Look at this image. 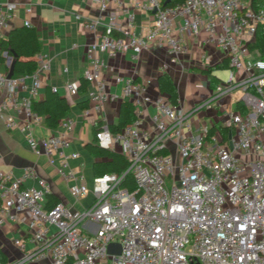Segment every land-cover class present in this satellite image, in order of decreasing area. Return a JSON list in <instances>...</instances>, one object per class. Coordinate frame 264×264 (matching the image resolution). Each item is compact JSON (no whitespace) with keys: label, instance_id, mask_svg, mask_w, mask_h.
Here are the masks:
<instances>
[{"label":"built area","instance_id":"obj_1","mask_svg":"<svg viewBox=\"0 0 264 264\" xmlns=\"http://www.w3.org/2000/svg\"><path fill=\"white\" fill-rule=\"evenodd\" d=\"M128 1L130 7L123 0H94L98 16L86 19L84 27L103 25L104 31L87 45L82 73L93 111L118 97L133 105L134 119L119 131L106 122L95 131L100 147L117 149L127 159L122 172L104 173L87 185L69 167L79 154L70 151L68 139L34 137L32 126L42 117L32 103L41 74L50 70L49 59L37 57L29 74L0 72L5 128L20 129L34 153L44 154L65 180H76L69 187L74 200L92 196L80 209L61 201L47 206L46 181L37 178L36 185H26L36 178L32 167L17 177L0 169V227L24 222L26 238L13 243L20 249L32 245L8 264L42 258L50 264H264V55L254 45L257 27L264 26V7L251 0ZM17 7L16 2L0 4V38ZM133 10L151 13L146 31L134 30ZM119 12L125 15L122 26L116 21ZM115 29L121 34L114 35ZM201 31L229 67L227 81L218 82L205 99L182 108L161 96L152 99L146 82L121 75L115 76L120 95L106 90L98 52L131 50L138 57L155 43L175 60L184 51V34ZM78 84L70 80L64 88L76 95ZM236 90L240 107L224 112V132L210 131L212 123H196L199 113ZM146 104H153L147 118ZM72 123L64 124L70 128ZM128 175L133 189L122 185ZM110 243L119 244L118 254L108 252Z\"/></svg>","mask_w":264,"mask_h":264},{"label":"crops","instance_id":"obj_2","mask_svg":"<svg viewBox=\"0 0 264 264\" xmlns=\"http://www.w3.org/2000/svg\"><path fill=\"white\" fill-rule=\"evenodd\" d=\"M6 2H16L18 7L16 15L5 27L2 37H6L9 31L15 27L26 26L24 22L27 20L28 26H33L36 29L40 45V50L34 58L42 56L50 60V70L41 74V87L36 100L44 98L46 88L56 87V92L65 98L70 106L65 118L55 128L45 126L41 120L32 126V133L38 139L54 135L68 139L70 151H76L79 154L77 158L70 160L69 167L76 174H82L84 182L91 185L92 179L95 177L92 173V165L98 158L95 159L88 152L86 144L93 141L94 129L97 130L101 123L106 122L109 125L117 122L119 106L123 99L118 97L115 100H108L104 102L100 112H95L90 108L86 91L70 95L64 88V84L70 80L80 81L86 66V47L100 38L104 31L103 25H98L94 30L84 27L86 19L98 16L97 5L94 0H0V4ZM123 4L130 7L128 0H123ZM113 5L114 3L110 4L112 7ZM27 8H30V11H27ZM132 12L134 30L136 32L146 31L151 23V13L141 10ZM116 21L118 25L122 26L125 22V15L119 12ZM114 34L120 35L121 32L119 29H115ZM206 36L204 31L197 35L184 34L181 39L184 51L175 60H172L165 46L155 43L149 49L141 52L138 57H133L131 50L113 54L98 52L97 55L105 64L102 77L106 82V90L120 95L121 86L115 81V76L121 75L146 82L147 94L152 99L158 96L168 99L167 94L159 91L157 83L159 74L166 71L177 88L180 107L188 108L193 103L205 99L211 93L212 89L209 88L212 85L204 69L213 67L224 60L223 53L217 46L211 42H205ZM14 57L13 53L5 56L4 63H0V72L8 71ZM164 64L166 67H163ZM200 74H205V76ZM202 79L205 80L202 87L205 88L206 93L199 97L197 95L188 96L187 93V98L183 101L179 94V88L186 89L187 85L192 86L190 80L200 81ZM2 93L3 90L0 88V101L3 97ZM238 96V90L223 95L210 108L198 114L196 123L221 125L223 130L216 129L224 132L226 130L224 112L234 109ZM152 112L153 104H146V118ZM205 116L210 120H207ZM67 119L73 121L70 128L64 124ZM116 151L118 150L116 149ZM26 167H32L36 172V178L28 179L26 185H36L37 178H42L49 186L48 193L53 194L57 201L76 209L85 206L82 201L73 200L69 193L70 185L74 184L76 180L62 178L44 154H36L32 151L24 132L20 129H6L0 116V169L17 177L23 173ZM26 236L27 230L24 222H10L0 227V247L7 254L9 261L21 258L30 249L32 246L30 243H26L24 249L18 248L13 243L15 238L25 239ZM23 264H50V260L42 258L33 262L25 261Z\"/></svg>","mask_w":264,"mask_h":264},{"label":"trees","instance_id":"obj_3","mask_svg":"<svg viewBox=\"0 0 264 264\" xmlns=\"http://www.w3.org/2000/svg\"><path fill=\"white\" fill-rule=\"evenodd\" d=\"M182 0H165V5L175 4ZM254 6L264 7V0H251ZM114 34V32H113ZM116 35V34H114ZM259 51V55H264V26L257 27L256 40L254 44ZM40 45L36 29L33 26L15 27L9 31L6 37L0 38V63H4L6 55L15 54L13 61V75H22L32 73L36 68L34 56L39 52ZM227 60L221 63L207 67L204 71L208 74L210 84H216L220 81L217 77L212 76L210 71L214 68H227ZM158 89L160 92L167 94L168 100L172 104H178V92L168 72L164 71L157 78ZM88 88V81L82 76L77 91L83 93ZM240 104L237 102L234 108L237 109ZM32 109L42 117V122L49 128H55L62 121L70 110V106L65 98L61 97L51 88H46L45 96L41 100H34ZM133 105L123 100L119 106L118 120L116 123L109 124V128L113 131H119L123 126L129 124L134 119ZM216 128L223 130V126L213 124L210 131ZM94 129L93 141L86 144V149L93 155L95 160L92 165L93 175L99 176L104 173H120L127 167V159L118 151L102 148L96 143ZM129 189L134 188L131 176H126L122 183ZM47 206L53 205L57 199L53 194H47ZM9 259L5 251L0 247V264H8Z\"/></svg>","mask_w":264,"mask_h":264},{"label":"rangeland","instance_id":"obj_4","mask_svg":"<svg viewBox=\"0 0 264 264\" xmlns=\"http://www.w3.org/2000/svg\"><path fill=\"white\" fill-rule=\"evenodd\" d=\"M199 73V71H197ZM200 75H204L205 74H200ZM211 75H214L216 76L220 81H217V82H226L228 77H229V67L227 68H214L212 71H211ZM207 76V75H206ZM205 80H200V81H193V80H190V84H192V86L190 85H187L186 89H183V88H179V94H180V97L181 99L184 101V99L187 98L186 94L188 93L190 95H194V96H203L205 93H206V90L205 88L202 87L203 83H204ZM215 86L216 84L212 85L211 88L209 89H212V91L215 90ZM205 118L207 120H210L209 117L205 116ZM72 197V196H71ZM91 194L85 196L84 198H82L81 200H75V201H78V202H81L85 205H87L90 201H91ZM73 199V198H72ZM74 200V199H73Z\"/></svg>","mask_w":264,"mask_h":264},{"label":"water","instance_id":"obj_5","mask_svg":"<svg viewBox=\"0 0 264 264\" xmlns=\"http://www.w3.org/2000/svg\"><path fill=\"white\" fill-rule=\"evenodd\" d=\"M13 74V62L9 66V69L7 71V77L12 76ZM109 253H116L118 254L120 252V246L118 243H110L107 248Z\"/></svg>","mask_w":264,"mask_h":264}]
</instances>
